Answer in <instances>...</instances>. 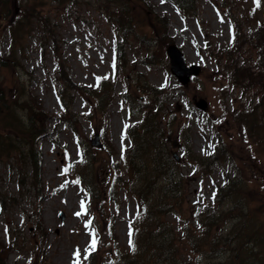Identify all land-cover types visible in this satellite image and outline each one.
I'll return each mask as SVG.
<instances>
[{
  "label": "rangeland",
  "instance_id": "rangeland-1",
  "mask_svg": "<svg viewBox=\"0 0 264 264\" xmlns=\"http://www.w3.org/2000/svg\"><path fill=\"white\" fill-rule=\"evenodd\" d=\"M111 1L112 11L127 17L103 11L107 0H9L13 23L23 18L25 26L22 39L14 41L7 21L0 22V93L23 122L27 106H40L48 116V135L37 144L41 175L34 182L29 145L1 130L24 150L0 155V250H8V264H74L77 249L80 264H151L148 256H132L135 242L129 243V232L131 240L137 234L144 239L141 222L154 215L166 186L161 177H147L149 156L134 159L149 105L168 155L180 157L179 190L175 199L165 198L168 209L159 218L168 228L165 235L173 236L176 262L242 264L248 244L237 239L240 220L235 214L227 219L224 211L264 210V154L240 119L258 115L263 93L247 78L235 81L232 70L241 64L257 69V50L247 36L264 24V0H195L188 12L173 0ZM149 24L164 27V36L153 38ZM238 33L248 38L241 47L234 45ZM170 43L202 69L187 85L171 74ZM69 82L104 85L108 93L99 107L80 90L68 92L64 104L57 90ZM200 99L206 111L196 107ZM97 134L104 148L92 146ZM194 158L201 162L196 165ZM86 177L93 178L94 195ZM229 185L244 194L216 204L218 191ZM81 201L87 210L78 216ZM143 230L152 237L144 240L154 241L153 231ZM93 233L97 244L91 250ZM120 254L127 255L122 262ZM243 261L248 264V258Z\"/></svg>",
  "mask_w": 264,
  "mask_h": 264
},
{
  "label": "trees",
  "instance_id": "trees-1",
  "mask_svg": "<svg viewBox=\"0 0 264 264\" xmlns=\"http://www.w3.org/2000/svg\"><path fill=\"white\" fill-rule=\"evenodd\" d=\"M176 3L182 8L187 10H193L195 0H175ZM111 0H107V5L102 7V10L106 13L112 12L116 17H127V15L122 10H116L117 12L112 11L113 4ZM38 4L33 5V10H36ZM9 0H3L2 4H0V22L5 23L9 19V24L12 26L9 28V31L12 35L14 41L21 40L23 34V18L21 20H17L16 23H13L10 12L8 11ZM112 7V8H111ZM141 8L144 9V6L141 5ZM7 11V13L5 12ZM6 13V14H5ZM8 15L11 17L8 18ZM151 33L153 38L154 36H164L165 31L164 27L160 25L151 26ZM257 32H254L247 37L249 38H240V35L237 34L235 36L234 45L237 47H241V41L248 39V45H254L257 50V60L256 67L254 70L252 66H245L243 64L239 66H235L232 70V77L235 81H242L243 77L248 79V84L256 85L259 90L263 93V96L260 100L257 108L259 109L258 115L256 112H252L243 116L241 121L244 125L247 126L248 132L254 137L256 143L261 146V152L264 154V24L260 25L257 29ZM3 67H6L5 64H2ZM63 73V71H62ZM65 80V79H64ZM66 81V80H65ZM257 88V89H258ZM80 90L83 93L87 94L89 98L94 97L97 101V106L102 103L105 99V95L107 92L106 86H100L98 89H90L84 86H77L72 82H69L68 85H63L62 89L59 91V96L62 103H66V99L70 97L68 92ZM110 91V89H108ZM65 106V105H64ZM9 109L6 110V108ZM13 104H11L8 97H5L0 93V155L2 157H10L12 155L18 154L22 149L24 150V145L22 147L18 146L9 138L4 137V132H10L25 143L29 145L27 156L30 157L31 166L33 169L34 178L36 181L38 179V175H41V166H40V157L37 152L36 146L42 137L48 134L47 129V121L48 116L44 114V110L39 106L35 107L33 104L27 106V116L25 121L23 122L20 117L17 118L12 110ZM256 110V108H255ZM69 111V109L67 110ZM149 112L148 122L150 125L144 126L142 139L146 140L150 146H145L143 143L139 148L140 155H149L151 159V169L150 173L147 177L152 178H163L166 183L161 190L155 201L156 206L153 208V216L150 220L141 222V233H143V238H152L149 232L143 230L146 228L147 230L153 231L154 241L150 242V240H137L135 241V247L133 248L131 255H141L148 256L149 259L152 260L151 264H180L176 262V248L174 247L173 240L170 236L165 235V225L161 226V222L159 220L160 215L165 214L168 209L167 202H165V198L167 196L172 195L170 198L175 199L173 196L178 192V183L174 182L176 177H178V172L176 170L178 164L168 155L167 150L165 148V144L163 143V133L160 130L159 124L156 122H152V118L156 115V113ZM68 114L63 115V119L67 120ZM158 117V116H157ZM40 126H37V123H40ZM248 123V124H247ZM24 144V143H19ZM139 170V169H137ZM88 185L91 187L93 183V178L86 177ZM233 192L244 194L242 190L237 189V187H233ZM240 208V207H239ZM264 210L260 209L259 214H256L252 208L248 206V230L246 227H240V231L242 232L241 237H237L238 235L235 233L237 239L239 240L241 245L246 246L248 244V252L244 253L242 256V264L244 263L243 259L248 258V264H264ZM144 214H141V218H143ZM39 220H41V215L39 216ZM146 232V233H145ZM140 233V236H141ZM254 244V247L252 248ZM5 248L0 250V264H8L7 263V253ZM240 254V252L238 251ZM119 262H122V259L127 257L126 254H120ZM149 260L146 261V263ZM88 264H92L88 262ZM245 264V263H244Z\"/></svg>",
  "mask_w": 264,
  "mask_h": 264
},
{
  "label": "water",
  "instance_id": "water-1",
  "mask_svg": "<svg viewBox=\"0 0 264 264\" xmlns=\"http://www.w3.org/2000/svg\"><path fill=\"white\" fill-rule=\"evenodd\" d=\"M167 53L171 61V72L178 78L180 83L188 84L192 76H196L200 73V67L187 66L183 53L175 45H171L167 49ZM197 105L204 110L207 108V103L204 100L198 102ZM92 143L94 146H102L98 136L93 139Z\"/></svg>",
  "mask_w": 264,
  "mask_h": 264
},
{
  "label": "snow or ice",
  "instance_id": "snow-or-ice-1",
  "mask_svg": "<svg viewBox=\"0 0 264 264\" xmlns=\"http://www.w3.org/2000/svg\"><path fill=\"white\" fill-rule=\"evenodd\" d=\"M162 2H163V0H162ZM66 171H67V169H65V172ZM81 209H82V211L79 213H76V215L79 216L81 214H86L87 209H86V205H85L84 201H81ZM88 225H91V221H88ZM92 235H93V238H92L90 247H91V250H94L96 247V244H97V240L95 238V233H93ZM131 236H132V233L129 232V243H130V245L132 244ZM85 259H87V255H85ZM74 264H80V250L79 249H77L74 252Z\"/></svg>",
  "mask_w": 264,
  "mask_h": 264
}]
</instances>
